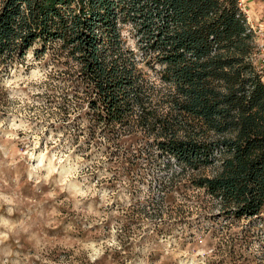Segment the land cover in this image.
I'll use <instances>...</instances> for the list:
<instances>
[{"label":"trees","instance_id":"16d2710c","mask_svg":"<svg viewBox=\"0 0 264 264\" xmlns=\"http://www.w3.org/2000/svg\"><path fill=\"white\" fill-rule=\"evenodd\" d=\"M34 47L92 139L155 147L180 174L213 167L192 185L223 216L263 213L264 80L240 0H0V67Z\"/></svg>","mask_w":264,"mask_h":264},{"label":"rangeland","instance_id":"374dc122","mask_svg":"<svg viewBox=\"0 0 264 264\" xmlns=\"http://www.w3.org/2000/svg\"><path fill=\"white\" fill-rule=\"evenodd\" d=\"M240 5L264 80V0ZM34 49L0 67V264H264V209L229 219L192 185L213 167L180 174L155 147L92 139Z\"/></svg>","mask_w":264,"mask_h":264}]
</instances>
